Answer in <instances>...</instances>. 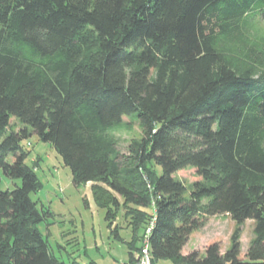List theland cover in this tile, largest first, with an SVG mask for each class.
<instances>
[{"label":"trees","instance_id":"obj_1","mask_svg":"<svg viewBox=\"0 0 264 264\" xmlns=\"http://www.w3.org/2000/svg\"><path fill=\"white\" fill-rule=\"evenodd\" d=\"M259 16L264 0H0V171L20 182L0 190V264H62L37 229L49 215L30 198L32 134L75 187L91 183L108 224L126 209L125 264L152 218V264H264ZM134 126L141 136L122 154L114 133ZM186 170L193 181L174 176ZM219 215L234 223L226 251L214 241L182 254ZM246 220L253 238L242 256Z\"/></svg>","mask_w":264,"mask_h":264},{"label":"rangeland","instance_id":"obj_2","mask_svg":"<svg viewBox=\"0 0 264 264\" xmlns=\"http://www.w3.org/2000/svg\"><path fill=\"white\" fill-rule=\"evenodd\" d=\"M259 31H264V16L254 20ZM12 132L18 133L21 125L12 119ZM117 141V150L122 154L129 153V146L135 139L140 138V131L133 127L131 131L121 129L114 133ZM26 147L25 164L34 168L39 181V188L30 195L32 201L37 203V208H43L49 216L37 226L38 231L46 240L50 254L62 264H123L128 258L127 244L132 242L133 234L128 225L129 219L124 218L126 209H121L115 221L108 224L105 211L95 206L90 187H75L72 183L71 173L66 168L54 149L48 144L38 140L32 134L23 142ZM8 161L13 160L10 157ZM161 172V171H160ZM179 179L189 183L193 181V172L180 171ZM19 181L5 177L0 171V190H12ZM121 201V199L119 200ZM120 204V202H119ZM225 215L210 218L200 230L192 233L187 244L183 247L182 254L187 255L198 251L204 254L208 244L219 241L221 253H224L230 244V236L234 223ZM254 222L246 220L242 225L240 237V252L244 256L251 239L253 238ZM146 229V228H145ZM114 230L122 241L116 240ZM143 230L137 232V253L142 243ZM145 235V234H144ZM155 264H172L169 260L159 259Z\"/></svg>","mask_w":264,"mask_h":264},{"label":"built area","instance_id":"obj_3","mask_svg":"<svg viewBox=\"0 0 264 264\" xmlns=\"http://www.w3.org/2000/svg\"><path fill=\"white\" fill-rule=\"evenodd\" d=\"M154 226V218L151 219L144 231V237L136 254L133 255L131 264H152V257L149 251V235Z\"/></svg>","mask_w":264,"mask_h":264},{"label":"crops","instance_id":"obj_4","mask_svg":"<svg viewBox=\"0 0 264 264\" xmlns=\"http://www.w3.org/2000/svg\"><path fill=\"white\" fill-rule=\"evenodd\" d=\"M225 216H226V217H224L225 220L229 219L227 215H225ZM182 252H183V250H182ZM123 264H125V262Z\"/></svg>","mask_w":264,"mask_h":264}]
</instances>
